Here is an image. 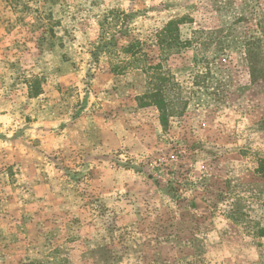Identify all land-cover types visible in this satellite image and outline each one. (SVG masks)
<instances>
[{
	"label": "rangeland",
	"instance_id": "1",
	"mask_svg": "<svg viewBox=\"0 0 264 264\" xmlns=\"http://www.w3.org/2000/svg\"><path fill=\"white\" fill-rule=\"evenodd\" d=\"M0 264H264V0H0Z\"/></svg>",
	"mask_w": 264,
	"mask_h": 264
},
{
	"label": "trees",
	"instance_id": "2",
	"mask_svg": "<svg viewBox=\"0 0 264 264\" xmlns=\"http://www.w3.org/2000/svg\"><path fill=\"white\" fill-rule=\"evenodd\" d=\"M174 30L176 32L175 36L173 35L171 38H169V40H176L178 42V44H180L179 40L177 39L178 37V30H177V26L175 25L174 22H170L167 24V26L159 33L158 37L163 36V38H167L170 36V32ZM160 41V39H159ZM159 43H162L161 41ZM170 43L166 42V46H169ZM134 45L130 44L127 48L123 49V52L128 53L129 56L132 58L131 61H127L125 62V66L131 64L133 61L136 60L137 56H140V52L139 51H134L133 50ZM161 49H163L162 47H160ZM152 73H151V79L153 81H156L158 83L156 84H151L152 86L151 88H166L167 86H175L176 83L173 80L172 75L170 74L169 71H163L162 70V66L158 63L155 65H151L148 68ZM147 73V72H146ZM160 89H156L154 90L152 93L145 95L147 96V98H152V101H148L145 102L142 107L145 106H154L157 108V111L159 113V121L161 123L162 127H165L167 125L168 119L172 116H175L176 114H179L181 111L180 110H176L177 108H174V110H172V108H169V106H166L165 101L163 99V97H161L160 94ZM180 102V104L183 102L181 98H177L176 102ZM179 105H177L178 107ZM184 107V106H183Z\"/></svg>",
	"mask_w": 264,
	"mask_h": 264
}]
</instances>
